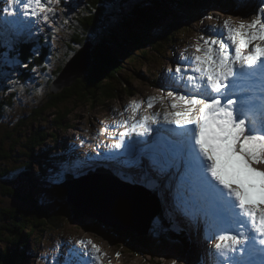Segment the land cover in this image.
Instances as JSON below:
<instances>
[{
  "label": "rangeland",
  "instance_id": "rangeland-1",
  "mask_svg": "<svg viewBox=\"0 0 264 264\" xmlns=\"http://www.w3.org/2000/svg\"><path fill=\"white\" fill-rule=\"evenodd\" d=\"M96 2V0H62L61 3L51 5V7H53L55 10V17L50 18L47 22L43 21L42 19H36L37 22L32 21L29 25V32L23 29L21 38L24 39V41L22 43H24L26 40H32L28 37V35H30L32 28H34L33 35L31 36L33 38L39 36L36 38V40H43L41 42V47H50L48 60L46 63L47 67H45L44 73H42V68H37L35 66H32L30 69H28L29 67L24 61H22L21 57L23 56L26 61L32 62L35 60L41 61L42 59L40 56L30 53L16 55L17 51H14V55H12V50L14 49H12V44L10 41H8L7 38L2 37V35L0 38V44L2 46L0 53H3V55H0V104L4 98V104L6 106H8V104H13L16 105L15 107H17L14 110H5L4 115L9 119L3 117L0 119V121H2L1 124L8 125L4 123H13L10 119H13L14 117L16 118V121H21L23 119L25 121L31 122L25 129L18 128L17 130L12 131V133H8L6 135L8 137L5 135L2 136V138H7L8 140L13 138L18 139L19 143H16V148L22 149L25 152L26 158L24 157V154H19L18 152L13 151L10 162L7 164L10 165L11 168L13 166H18L19 169L17 170V173L20 172L19 176L21 177L17 181L14 178V180L11 181L10 173H6L3 177H0V181L13 184L15 188L21 191L23 199L26 197L27 193L33 194V192H35L38 200H40L44 208L48 207L49 212L59 215V218L55 217L53 220L55 228H53L51 225H46L51 223L50 218L49 221L44 222V224L46 223L44 226L41 228L40 226L38 227L36 233L28 237V240H26V248L20 252V254H23L22 252H24L23 256L25 255L24 257H20L22 258V264H41V255L48 253H50V255H56L58 257L59 263L63 264V252L68 251L72 245L76 244L77 238H81V240L84 241L87 240L85 244L88 248L91 247V245L87 243L88 241H91L92 243H95L97 246H99L101 251L106 253L103 264H172L173 261H175V264H210V248L212 242L206 240L204 235L199 239L200 243L198 246H200L201 253L199 254L198 250L193 247L192 238H194L197 233V224L175 209L172 199V190L175 187V180L172 179L171 174H168V176L164 178L159 173H155L152 179L147 180L150 185H147L143 182L145 185L150 187V189L152 188L154 193H157L160 196L161 202L156 206L154 203L151 204L149 201L147 203L149 209L152 211V215L149 214V216L154 221V228L146 227L147 232L145 234L139 232L138 235L134 233V229H129V233L124 232V235H128L129 237V244H133L134 242L136 245L140 240L142 243L150 242V251H141V253L137 252L136 254L134 249L130 250L129 247L127 248L128 245L126 243H123L118 239L119 235L117 230L122 232V228L117 227L116 221H114L111 216H97L95 215L94 210L90 212V208L86 211L85 205L86 202L90 201L91 191L93 193L96 186H100L97 182L98 180H101L100 176H106L98 175L97 177H94L95 175L90 176L88 174L94 173L96 171L95 169L97 168L96 166L105 164L108 166V169L115 173L129 171L128 173L134 177L135 180L137 178L143 181L139 175V172L141 171V173L144 174L145 163L148 162L146 157L137 158L136 162L139 164V171H137L138 169L133 168L131 161L130 163L124 165V167L122 166V160H120L118 157L122 156V154H126L127 152H131L126 156L127 159L130 160L135 153V149L122 152L112 147V145L115 143L104 139L116 137L119 134V129L122 127L126 128L128 133V136L126 135L122 139L127 137L130 138V131L132 134H134V136H136V132H143V129L139 126L136 127L135 132L132 131V125L135 124L137 120H140L144 115H149L152 111V109L148 108L147 98L150 96L156 97L154 106H157L162 111V113L166 108H169L168 100H170L171 103L172 98L167 96V92L173 90V88L168 87L170 84L163 83L165 80H170L167 75V69L175 68L176 62L179 60L181 54L188 55L191 53V51H193L191 45L197 42L198 37L202 35L207 37L211 34L205 29L217 24L222 27V21L228 17H232L234 22L238 17L250 19L256 14V9L259 7L260 0H244L242 3H238L236 9H229V6H221L219 4L221 1L219 0H200V5L202 7L199 9L203 11L202 17L197 22L195 20L193 26L190 25L191 20L186 19V16L183 14V9H180L178 6H173V4L167 0H163V6L162 10L160 11L159 20L156 22L159 24H171L170 28H168L165 33L177 34L179 41L174 43L173 46H171L168 41V43L163 48V55H160L159 53L156 62L159 64V70L155 72L156 63L142 66L141 75L143 74V77H140L138 82L136 81L132 84L135 95L128 96L129 94L124 93L121 98H113V100L107 101L109 102V105L106 107L99 106L98 102L97 104L93 103V106L91 102L84 99L83 102H80V100L75 97V100L68 102V108L74 109V112H68L70 115L65 119L66 125L67 123H70L72 127L66 128L65 125L59 126L52 121L57 116L55 113L56 108L51 107L45 109V112H43L42 116L40 117H37L38 114L34 111L39 107L44 108V106L47 104V97L51 93L48 91L50 85L46 86L45 82L47 81L48 83L53 77H55V74L52 73L55 72L59 67L58 58L62 56L63 53H65V46L67 44H72L69 39L73 33L74 26L69 24V22L72 20L70 17L74 14L76 17L73 19L72 23L74 25L78 24V20L85 19L87 13L91 12V9L94 7V3ZM212 2H216L218 5L213 7ZM119 4L120 7L127 6L122 2V0ZM193 6H196V2H194ZM121 13L122 12L117 10V14L120 15ZM124 15L129 16L132 15V13H129L128 11L124 12ZM2 16L3 14H0V18H2ZM209 16L219 17V20H209L207 19ZM111 19L112 17L108 16V23H105L104 26L102 25L103 22L100 23L102 26L100 28L103 30L104 28L106 30H111L113 28V30L116 32L117 30L115 28L119 27L120 23L119 21L117 24L114 22L112 23ZM140 20H143V17H139V21ZM201 21H203V23H201ZM56 24L57 28L55 29L54 27ZM4 26V21L0 20V31L4 28ZM24 28L27 30L26 26ZM99 34L100 32H98V36ZM124 34L126 35V33ZM225 35H227L226 31ZM118 36L122 37V42L125 45L114 48L117 57H122V51L124 52V50L129 52L128 50L134 51L136 49L133 46H128L127 39L123 37V32ZM14 38L15 39L10 38L12 43H14V41L20 42L18 41L19 38L17 36ZM145 38L146 35H144V39ZM151 38H153V36H151ZM36 40L34 39L33 42H36ZM95 40L96 42L98 41L97 38H95ZM112 41H114V39L111 37V35H106L104 37V42H106V44L110 43L113 46L114 43H112ZM69 47L73 48L72 46ZM69 47H67V50H69ZM102 48L107 47L103 45ZM38 49L34 50L33 52L37 53ZM186 49L187 51H185ZM77 50L80 49L78 48ZM153 50L154 49H149V52L156 55V51ZM76 53H74L71 58H73ZM138 53L143 54L144 51L139 50ZM91 54L93 63L90 65V67H88L87 71L91 70L92 72L95 71L101 73L105 77V83H108L113 87H115V85H122L124 80L122 77L128 76L129 72L133 75H136V71L134 69L132 70L130 65H123V67L126 69H124L125 71L122 70V67H120L122 73L120 70H118L119 73L111 71V68L113 67L108 63L109 61L99 62L101 58L95 51L94 47H91ZM67 64L68 63L64 64L60 71H63ZM30 71H32V77L28 81L23 82L26 79H23L21 76L24 73L29 74ZM50 75L51 77L48 80ZM119 79H121L122 82L119 83ZM156 79L158 84H155ZM56 84L57 81L53 83V85ZM21 88L29 89L31 96L23 91L19 96L15 97L20 93ZM160 97H164V99L161 100ZM79 102L81 103L80 107H78ZM136 103H141L139 114L133 118L132 113L129 112L128 118H126L125 113L129 109L128 106L133 108ZM58 109L61 110V112L66 113L67 102L60 103ZM30 116L32 117L30 118ZM62 116H64V114ZM124 120H128L127 125L122 123ZM155 125L156 124L153 123L152 127H155ZM157 127L158 126H156V128ZM39 130L51 132L49 138L46 136L45 141H42L41 144H35L37 147L40 146V149L43 148L46 150L42 152H38L40 149L32 150L31 148H28L26 144V142L29 143L35 139L33 136H36L35 132ZM1 131H3V129H1ZM30 134L34 135L29 136ZM148 141L151 142V140ZM142 147L143 144H136V148L139 149ZM59 155H62L63 157L58 158ZM41 157H44L45 159H41ZM103 158L114 159L119 164L117 165L119 168L115 170V165L103 162ZM18 160H20L19 163H17ZM29 160L34 161V165L31 168H25L24 164H26ZM40 161H42L41 164ZM1 166L2 165L0 164V167ZM113 174L114 173L109 175V177H111ZM29 175L31 176L30 179H28ZM155 177H157V179H155ZM114 178L117 179L118 182L130 181V178L122 176V174L116 175ZM169 180H171L172 183L171 189L167 186ZM34 183L36 184V188L32 190L30 185ZM51 183L54 184L50 186ZM45 185L47 186L45 187ZM129 185L133 184L129 182ZM158 185L162 188L157 190L155 187ZM104 186L106 189H110L111 186L113 189H116L115 185H111L109 183H106ZM63 187H66L67 191L73 195V198H76L75 200L79 203L76 207H80L83 212V215L79 218L74 216L73 207L75 206L70 200H68L69 194L64 192ZM44 191L46 194L45 196L43 194ZM136 192L140 196L142 195L137 190ZM83 193H86V195L83 196ZM1 194L2 193H0V198L2 197ZM88 196L89 198L84 200V197ZM93 196H98V194L93 193ZM101 196L106 195L101 194ZM32 198L35 199L36 197ZM9 199V205L20 203L22 200V198L19 199L12 196H9ZM28 200L32 201V199ZM145 202H147V200H145ZM82 203L83 206L81 205ZM115 204V202H112V207ZM104 205L107 206L106 204ZM160 212L162 217H164L167 221L170 220L172 223L171 225L175 227V230L174 228L173 231L171 230L174 234H171L172 236L170 238L168 235L171 232H167V234L163 235L162 238L159 236L162 235L161 233L165 229L164 226L161 225L159 221H157V217H160ZM23 213H27V210L23 211ZM168 213L172 217H170ZM155 214H158V216H155ZM100 218H102V220ZM58 219L59 221L66 223V225H63L61 230L67 231H59L57 229ZM107 222L110 224L109 226ZM110 222H112V224ZM3 230L6 229L1 227V248L7 245L10 246V241H12L11 238L8 237L11 234L10 228L7 229V232H3ZM177 230H179L178 233ZM137 236L140 240H135ZM149 237L150 240L148 241ZM158 237H160L162 243L164 244L160 246L159 249L155 245ZM16 239L17 238H15V241H13L15 245L19 244L18 240ZM58 245H61V247H59L57 250ZM18 246L21 247L22 245ZM189 246L190 248L187 253L186 249ZM11 249L16 252L14 247ZM193 250L194 253H192ZM9 252H11V250ZM116 253H120L119 258H117ZM58 254H61L62 256L59 257ZM0 257L2 259L4 258L3 253H0ZM51 262V264H55L54 261ZM42 264H44V262H42Z\"/></svg>",
  "mask_w": 264,
  "mask_h": 264
},
{
  "label": "snow or ice",
  "instance_id": "snow-or-ice-1",
  "mask_svg": "<svg viewBox=\"0 0 264 264\" xmlns=\"http://www.w3.org/2000/svg\"><path fill=\"white\" fill-rule=\"evenodd\" d=\"M61 2L0 0V14L25 26L33 18L47 22L56 15L51 5ZM205 30L211 34L198 37L193 51L167 69L173 90L167 92L172 100L163 122L154 112L132 125L134 132L143 129L137 137L156 135L134 143L143 144L139 152L153 171L175 180L173 205L203 223L214 264H264V0L250 19L228 17L222 27ZM155 100L147 98L149 109ZM140 107L133 106V118ZM153 123L160 126L154 129ZM123 146V139L112 145ZM167 186L172 188L171 180ZM87 243L90 248L76 241L63 264H103L106 253Z\"/></svg>",
  "mask_w": 264,
  "mask_h": 264
},
{
  "label": "trees",
  "instance_id": "trees-1",
  "mask_svg": "<svg viewBox=\"0 0 264 264\" xmlns=\"http://www.w3.org/2000/svg\"><path fill=\"white\" fill-rule=\"evenodd\" d=\"M96 1L97 2L94 3V7L91 9V12L87 13L85 19H79L78 24L74 25L72 23L73 19L76 17L74 14L70 17L72 18V20L69 22V24L74 26L73 33L69 39V41L72 44L69 45L67 44L65 46L66 47L65 53H63L62 56L58 58L59 67L56 69L55 72L52 73L55 74V77H53L48 83L47 81L45 82L46 86L50 85L48 91L49 93H51L47 97V102H46L47 104L44 106V108L39 107L34 111L38 114L37 117H40L42 116L43 112H45V109L51 107L56 108L55 113L57 114V116L52 121L58 124L59 126L65 125L66 128L72 127L70 123H67L66 125L65 119L70 115L68 114V112H74V109L68 108L69 101L75 100V97H77L80 100V102H83L84 99L91 102L92 104L93 103L97 104L98 102L99 106L106 107L109 105V102L107 101L113 100V98H121L124 93L129 94L128 96L135 95V92H133L134 89L132 84L136 81L138 82L140 77H143V74L141 75L142 66L146 64L147 65L155 64L157 62L159 53L160 55H163V48L168 43V41L171 46H173L174 43L179 41L177 38L178 37L177 34L165 33V31L168 28H170L171 24L169 23L159 24L158 22H156L159 20L160 11L162 10V6H163V0H122V2L127 5L124 7H120L119 3L121 0H96ZM167 1L172 3L173 6L176 7L178 6L180 9L184 10L183 14L186 16V19L191 20L190 23L191 26L194 25L195 20L197 18H201L200 13L202 12V10L200 11L199 8L202 6L200 5V0H167ZM219 1H221L219 3L221 6H229V9H236L238 3H242L244 0H219ZM194 2H196V6H193ZM216 5H218L216 2H212L213 7H216ZM117 10H119L122 13L120 15L114 16V12H116L117 14ZM128 11L129 13L131 12L132 15L125 16L124 12H128ZM108 16L112 17L111 19L112 23L114 22L115 24H117L119 21L120 26L115 28L117 30L116 32L113 30V28L111 30H106L104 27H103L104 30L100 28L102 27L100 23L103 22L102 25L104 26ZM139 17L141 18L143 17V20L139 21ZM198 20L199 19H197L196 22ZM121 31L123 32V37L127 39L128 46H133L136 49L134 51L128 50L129 52H126V50H124V52L122 51V57L120 56L117 57L114 48L125 45L122 42L121 39L122 37L118 36L121 35L122 33ZM98 32H100L99 36H98ZM124 33H126V35ZM106 35H111V37L114 39V41H112V43H114L113 46L110 43L106 44V42H104V37ZM144 35H146L145 39H144ZM151 36H153V38H151ZM28 37L31 38L32 40L31 41L26 40L24 43H22L24 40H21V42L14 41V43H12L10 39L8 40L12 44V49H14L12 50V55H14V51H17L16 55L17 54L23 55L24 53H30L40 56L42 59L41 61L35 60L32 62L26 61L25 58H23V56L21 57H22V61H24L29 67L28 69H30L32 66H35L37 68H42L43 70L42 73H44L45 67H47L46 63L48 60V53L50 47L48 48H46L47 46L41 47V42L43 40L42 39L36 40V38L39 36H37L36 38L30 36ZM95 38L98 39L97 42ZM34 39L36 40V42H33ZM88 40H93L94 49L101 58L99 62L109 61L108 63L113 67L111 68V71L118 72V70H120V67H122V70L125 69L123 65H130V68L132 67L131 69L132 70L134 69L136 71V75H133L129 72L128 76L122 77L124 79L122 85L120 86L115 85V87H113L108 83H105V77L101 73L95 71L92 72L91 70H89L87 71L85 76L79 77L77 82L72 87L65 88L62 91H60L58 94H53L51 92V84L61 73L62 70L60 71V69L64 66V64L67 63L69 59L71 61L73 60L71 56L74 53H76L78 51L77 49L82 47L85 44V42ZM103 45L106 46L107 48H102ZM69 46H72L73 48ZM67 47H69V50L71 51L67 50ZM36 49H38V52L34 53L33 51ZM149 49H154L153 51H156L157 54L154 55L150 53ZM139 50L144 51V53L139 54L138 53ZM122 70H120L121 73ZM31 72L32 71H30L29 74L24 73L21 76L23 79H26L23 82L28 81L32 77ZM51 75L48 77V80L51 77ZM118 81L119 83L122 82L121 79H119ZM155 82H156L155 84H158L157 79ZM22 89L23 88H21L20 93L15 97L19 96L23 91H25V93L31 96L29 89H23V90ZM27 102H23V103H27ZM66 102H67V111L66 113H63L61 112V110L58 109V106L60 105V103H66ZM80 102L78 104V107H80L81 104ZM15 106L16 105L13 104H8V106H6L4 104V98H3V101H1L0 104V119L6 117L4 115L5 110L8 111L14 110L17 108ZM62 113L64 114V116H62L63 115ZM31 117L32 116H30V118ZM10 120H12L13 123H9V122L4 123L8 125H3L1 124L2 121H0V164L2 165L0 167V177H3L4 174L6 173H10L11 175L10 180L13 181L15 179L17 181L21 177L19 176L20 172L17 173L19 167L13 166L11 168V166L8 165L7 163L10 162V158L12 157L13 151L18 152L19 154H24L25 158L26 155L22 149L16 148V143H19L18 139L13 138L8 140L7 138H2V136L3 135L6 136L8 133H12V131L17 130L18 128L25 129L31 122L25 121L23 119L21 121H16L15 117ZM1 129H3V131H1ZM35 133L36 136H33L34 134L29 135L35 137V139H33L29 143L26 142V144L27 147L31 148L32 150H39L40 146L37 147L35 146V144H41L42 141H45L46 136L48 138L50 137L51 132L50 131L46 132L45 130H39L36 131ZM42 151H46V150L42 148L38 152H42ZM62 157H63L62 155H59L58 158H62ZM43 158L44 157H41V159ZM19 162L20 160L17 161V163ZM41 163L42 161H40V164ZM33 165H34V161L32 160H29L26 164H24L25 168H31ZM95 170L99 171L100 169L99 167H97ZM30 177L31 176L29 175L28 179H30ZM53 184L54 183H51L50 186ZM31 185H30L31 189L34 190L36 188L35 186L36 184L34 183ZM0 186H1L0 193H2L1 194L2 197L0 198V228L4 227L6 229L3 230V232H7V229L10 228L11 234L8 237L11 238L12 240L10 241L11 242L10 246L7 245L2 248L0 247V253H3L4 255L3 259L0 257L1 258L0 264H22V258L20 257H24L25 255L23 256L24 252H22L23 254H20V252L26 248L25 247L27 244L26 240H28V237L36 233L38 227L40 226L41 228L42 226H44L46 224V223L44 224V222L49 221L50 218H51V223L46 225H51L53 226V228H55L53 220L55 219V217L59 218V215L49 212L48 207L44 208L40 200H38L36 193L33 191H32L33 194L27 193L26 197L24 196L25 198L23 199V195L21 191L15 188L13 184L0 181ZM46 186L47 185H45V187ZM43 194L44 196L46 195L45 191ZM9 196L17 197L19 199L22 198L21 202L23 203L20 202L17 204L14 203L9 205L10 204L8 203L10 201ZM32 197H36V198L33 199ZM28 199H32V201ZM73 209L77 212V213L74 212L75 217L79 218L80 216L83 215V212L80 209V207L75 206L73 207ZM25 210H27V213H23V211ZM164 219H165L164 217H162L161 220L158 219L160 221V224L163 225L165 228L161 233L162 235L159 236L162 238V236L167 234V232H171L168 235V237L170 238L172 236L171 234H174L172 232L174 227L171 225L172 223L170 222V220L167 221L166 219L165 220ZM57 224H58L57 229L60 230L63 228V225L66 223L61 222L58 219ZM117 231L119 235L118 239L121 240L123 243H126L128 245L127 248L129 247L130 250L131 249L133 250L134 248L136 249L138 248L137 250H135V254L137 252L141 253V251L144 252L150 251V247H151L150 242L142 243V241L137 236L135 240H140L138 242L140 243L142 247L141 248L137 244L135 245L134 242L133 244H129L128 235L122 234V232L119 230ZM15 238H17L16 240H18L19 242V244L17 245L13 243V241H15L14 240ZM18 245H22V246L20 247ZM13 247L16 252H14L13 249H11ZM10 250L11 252H9Z\"/></svg>",
  "mask_w": 264,
  "mask_h": 264
},
{
  "label": "bare ground",
  "instance_id": "bare-ground-1",
  "mask_svg": "<svg viewBox=\"0 0 264 264\" xmlns=\"http://www.w3.org/2000/svg\"><path fill=\"white\" fill-rule=\"evenodd\" d=\"M116 15H119V14H115V12H114V16H116ZM2 18H3V16H2ZM107 23L108 22L106 20V24ZM23 27H25V25ZM29 31H30V29H29ZM30 37H32V36H30ZM91 47H94L93 40L86 41L85 44L82 47L79 48L80 50L74 55V57L72 58L73 60L69 64H67L68 68H67V66H65L64 69H63V71H62V73L59 74L58 78L52 82V84H51V87H52L51 88V92L53 94H58L64 88H70V87H72L77 82V80H78L79 77H83L86 74L87 68L92 64V56L90 54V48ZM56 81H57V84L56 85H53V83L56 82ZM163 83L172 85L173 84V81L170 79V80H167V81L165 80V82L163 81ZM168 101H169V108H170V100H168ZM128 108L129 109L125 113L126 118H128V113L129 112L132 113V108L129 107V106H128ZM152 111L153 112H160L161 113V123H162L163 122L162 111L157 106H154V108H152ZM132 115H133V113H132ZM156 126L159 127L160 125L156 124L155 127H153V128L155 129ZM155 135H156V133L153 132V133H150V134H146L143 137H137V136H134V134H132V132L130 131V134H129L130 138L129 137L124 138L123 139V141H124V147H121L118 150L123 152V151H130V150H134L135 149L134 150L135 153L133 154V156L131 157L130 160L127 159L126 156L129 155L131 152H127L126 154H122V156H119L118 158L120 160H122V164H123L122 166L130 163V161H131V163L133 165V168L138 169L139 164L136 162V160H137V158H141V157H144V156H142L140 154V152H139V149L140 148L139 149L136 148V143H134V141L139 140V139L151 140ZM102 161L105 162V163H109L111 165H115L114 166L115 170L119 168L117 166L119 164L114 159H112V158H103ZM97 167H99L100 170L99 171H95L94 173H92L93 175H106V176H100V178L102 180V183H101V180H98L97 182L99 183V185H102L103 183H109V184H111V183L112 184L117 183L118 180L115 179L114 176L120 175V174H122V176H126L127 178H130V181L129 182L132 183L133 186H136L137 188H139L140 190L138 192L141 193L144 196V197L142 195L140 196L135 191V189H133L135 191V193H134V200L135 201H138L139 200L140 202H142L146 206L145 207L142 203L139 204L141 206V208H142L143 213H145L146 210L148 209V214L152 215V211L149 209V206L147 205L148 201L151 204L154 203L155 206L158 205V204H160V202H161L160 196L157 193H154L152 191V188L150 189V187L147 186V185H150V183L147 180L152 179L153 176L155 175V173H157V172L153 171L149 167L148 162L145 163V170H147L150 173V175L146 177L143 173H141V171L139 172V175H140V177L142 178L143 181H141L140 179H137V178L135 180L134 177H132L128 173L129 171H127V172L126 171H122V172H119V173H115V172L111 171L110 169H108V166L105 165V164L98 165ZM139 169L137 171H139ZM145 170H144V173H145ZM112 173H114V174L111 177H109V175H111ZM89 175H90V173H89ZM161 176H163L164 178H166L168 175L167 176L161 175ZM155 179H157V177H155ZM124 182L126 184H129L128 181H124ZM143 182L145 184H147V185H145ZM155 188L158 190V189H161L162 187H160L158 185ZM119 189H120V185H117V190H116L117 193H119ZM143 189L146 192L143 191ZM124 194H125V197L127 198L126 195L128 194V192H125ZM85 195H86V193H83V196H85ZM125 197H124V199H122L119 196L118 197L119 200H118L117 203L118 204H125L126 203V198ZM87 198H89V196L88 197H84V200H87ZM68 200H70L71 203L74 206H77L79 204L74 198H70ZM145 200H147V202H145ZM162 201H163V199H162ZM105 204L107 206H105V205L103 206V210H104L103 216H107V217L108 216H111V211H110V208H108V203H105ZM81 205L83 206V203ZM159 214H160V217H157V219L161 220V218H162L161 212ZM98 216H101V215H98ZM155 216H158V214H155ZM169 216L172 217L170 214H169ZM113 220L116 221V224H117V227L118 228H122V224L118 220H116L114 218H113ZM159 220H157V221H159ZM186 222H188V221H186ZM129 229H131V230L132 229L137 230V227H135V226H133L131 224ZM138 230H139V232H141L143 234H145L147 232V228L144 225H142V226L139 225V229ZM204 235L206 236V232L204 230V225H203L202 222H200L199 223V227H197V233H196L195 237L192 238L193 247L198 250L199 254L201 253L200 246H198L199 243H200L199 239L202 238ZM149 240H150V237H149L148 241ZM210 264H214V257L212 255H211V259H210Z\"/></svg>",
  "mask_w": 264,
  "mask_h": 264
},
{
  "label": "water",
  "instance_id": "water-1",
  "mask_svg": "<svg viewBox=\"0 0 264 264\" xmlns=\"http://www.w3.org/2000/svg\"><path fill=\"white\" fill-rule=\"evenodd\" d=\"M90 54H91V48H90ZM97 176L98 175H95L94 177H97ZM105 184L106 183H103L100 186H96V188L94 189L93 193L94 194H98V196H93V193L91 191L90 201L86 202V205H85L86 211L90 208L91 209L90 212H92L94 210L95 211L94 212L95 215L103 216V213H104L103 206H104L105 202H107L108 206L110 208V211H111V217L116 219V220H118L122 224V234H124V232L129 233L128 229L130 228L131 224L133 226L137 227V230H134V233L137 234V235L139 234V231H138L139 225L140 226L144 225L146 227L154 228V225H153L154 221L149 216L148 209L146 208L147 209L146 212L143 213L142 208L139 205L142 202H140L139 200L138 201L134 200V193H135L136 190L139 191L140 190L139 188H137L136 186H133V185L126 184L125 182H117L115 184L111 183V185H115L116 186V189H113L112 186H111L110 189H106L105 186H104ZM117 185H120L119 193L116 192ZM132 187L135 189V191L133 190ZM63 188H64V192L66 194H69L68 198L69 199L73 198V195H71L67 191V188L66 187H63ZM143 191H145V190L143 189ZM79 192H80V190H79ZM125 192H128V194L126 195L127 198L125 197V194H124ZM80 194H81V192H80ZM101 194L106 195L108 197L101 196ZM119 196L122 199H124V197L126 198V203L125 204H118L117 203L118 200H119L118 199ZM112 202H116V205L113 206V207H112ZM94 204H95V207H94ZM74 212L77 213L75 210H74ZM153 217H154V214H153ZM100 219L102 220V218H100ZM110 223L112 224V222H110ZM107 224L110 225L108 222H107ZM160 242H161V244H160ZM137 245L141 247L139 242H137ZM155 245L159 249V247L164 245V244L158 238V240L155 243ZM134 250H137V249L134 248Z\"/></svg>",
  "mask_w": 264,
  "mask_h": 264
}]
</instances>
